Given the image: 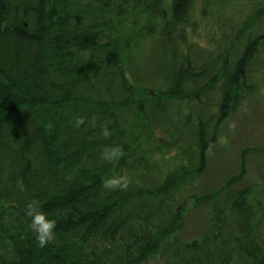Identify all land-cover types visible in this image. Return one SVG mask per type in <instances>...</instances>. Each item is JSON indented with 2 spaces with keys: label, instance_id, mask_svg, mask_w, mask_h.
<instances>
[{
  "label": "trees",
  "instance_id": "1",
  "mask_svg": "<svg viewBox=\"0 0 264 264\" xmlns=\"http://www.w3.org/2000/svg\"><path fill=\"white\" fill-rule=\"evenodd\" d=\"M197 1L0 0V264H142L171 240L182 264H264L249 190L232 191L240 176L227 184L232 235L177 237L190 179L206 170L217 129L264 58V0L237 28L219 18L208 47L188 37ZM139 7L157 19L147 21L148 63L120 44L111 18ZM159 132L183 145L171 170L139 140ZM116 145L122 158L102 162ZM117 175L131 178L128 189H105ZM33 199L56 220L44 248L25 215Z\"/></svg>",
  "mask_w": 264,
  "mask_h": 264
},
{
  "label": "rangeland",
  "instance_id": "2",
  "mask_svg": "<svg viewBox=\"0 0 264 264\" xmlns=\"http://www.w3.org/2000/svg\"><path fill=\"white\" fill-rule=\"evenodd\" d=\"M165 6H170L168 0H163ZM261 0H198L192 13V24L188 28L190 42L203 46H211L220 33L216 21L231 19L235 27H239L252 10L262 5ZM169 9V8H168ZM137 11H141L137 15ZM115 34L120 38V44L129 43L130 51L137 60L135 62L148 63L150 47L146 31L148 20H157L149 9L136 8L125 16H112ZM135 20H139L135 24ZM258 30V27H256ZM126 57L127 52L123 53ZM264 57V52L262 54ZM264 58L255 66L253 89H246L244 97L237 109L230 113L217 129L215 141L207 152V168L187 190V194H194L183 211L185 219L182 221L177 237L182 244L201 240L204 236L222 233L232 235L234 215L231 214L230 204L226 200L228 182L233 178L242 177L232 184V191L237 194L248 191L247 200L254 208L256 216L251 231L259 232L264 229ZM147 96L150 93H146ZM235 124V128L229 125ZM167 134L159 132L149 137L139 136V140L151 150L155 159L167 170L180 165L183 158V145L177 139L171 140ZM170 141L167 145L163 140ZM227 144L222 145V140ZM244 157V164H243ZM242 167L245 168L241 176ZM239 177V178H240ZM238 178V179H239ZM237 180V178H236ZM230 184V185H231ZM215 197H209L210 195ZM174 196L179 197V194ZM239 201H242L240 199ZM220 207L222 216L228 215L226 222L218 218L217 209ZM24 219V216H22ZM225 227V228H224ZM259 228V229H258ZM167 248L152 254L142 264H182L175 255L174 242L169 241Z\"/></svg>",
  "mask_w": 264,
  "mask_h": 264
},
{
  "label": "clouds",
  "instance_id": "3",
  "mask_svg": "<svg viewBox=\"0 0 264 264\" xmlns=\"http://www.w3.org/2000/svg\"><path fill=\"white\" fill-rule=\"evenodd\" d=\"M96 118H92V124H95ZM84 124V118L78 117L74 122V127L79 128ZM230 128H235V124L229 125ZM111 131L107 126L102 127L101 135L104 137L111 136ZM221 144H227V140H222ZM123 149L119 146H110L102 149L100 160L102 162H114L121 159ZM131 184V178L123 175L112 176L103 181V187L107 190H127ZM25 215L30 218L29 227L35 233L36 241L39 247L44 248L48 244L56 240V220L42 211L41 202L33 199L25 206Z\"/></svg>",
  "mask_w": 264,
  "mask_h": 264
},
{
  "label": "bare ground",
  "instance_id": "4",
  "mask_svg": "<svg viewBox=\"0 0 264 264\" xmlns=\"http://www.w3.org/2000/svg\"><path fill=\"white\" fill-rule=\"evenodd\" d=\"M99 232V231H98ZM96 234H98L97 232H95Z\"/></svg>",
  "mask_w": 264,
  "mask_h": 264
}]
</instances>
